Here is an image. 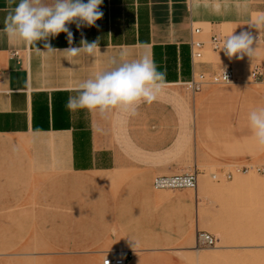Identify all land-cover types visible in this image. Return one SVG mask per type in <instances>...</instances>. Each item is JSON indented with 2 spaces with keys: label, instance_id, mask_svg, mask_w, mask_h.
I'll use <instances>...</instances> for the list:
<instances>
[{
  "label": "crops",
  "instance_id": "obj_1",
  "mask_svg": "<svg viewBox=\"0 0 264 264\" xmlns=\"http://www.w3.org/2000/svg\"><path fill=\"white\" fill-rule=\"evenodd\" d=\"M12 7L0 0V29ZM100 10L104 15L97 26L78 30L75 23L68 25L74 35L72 46L79 47L82 36L88 42L99 41L100 52L81 54L73 64L68 61L73 58L63 52L69 47L66 33L50 38L57 51L45 55H38L35 46L0 33V141L15 142L19 152L0 157V164H12L11 187L25 193L23 189L44 187L51 179L61 193L86 179L103 178L105 183L109 176L119 179L139 171H146L147 177L184 174L191 162L195 169L204 164L220 170L238 163L244 167L264 164V146L256 144L247 119L252 109L264 106V97L251 87L207 89L195 95L192 129L188 112L173 108L168 93L156 99H166L164 105L142 103L134 117L118 110L102 117L87 109L66 107L69 96L78 95V84L109 68L110 59L119 58L121 51L127 52L128 60L152 58L158 71L167 74L165 87L189 82L194 73L211 75L228 67L235 71L237 81L245 80L251 67L246 56L229 59L223 52H213L209 40L214 34H224L223 30L250 31L253 36L257 30L263 41L256 58L263 63L264 23L259 29L250 25L256 16L264 15V0H103ZM196 27L203 31L198 39L205 43L212 61L193 65L190 42ZM38 47L43 50V42ZM212 97L220 105L203 106ZM238 153L246 157L238 159ZM121 188L118 194H125ZM152 196V212L164 211V218L155 214L152 221L142 222V226H152V231L132 237H121L120 231L115 238L92 242L88 255L95 263L102 256L132 252L129 264H175L176 253L190 252L185 246L174 248L172 205L157 202L161 194Z\"/></svg>",
  "mask_w": 264,
  "mask_h": 264
},
{
  "label": "rangeland",
  "instance_id": "obj_2",
  "mask_svg": "<svg viewBox=\"0 0 264 264\" xmlns=\"http://www.w3.org/2000/svg\"><path fill=\"white\" fill-rule=\"evenodd\" d=\"M262 16L254 18L257 27L262 24ZM208 31L206 28L205 32ZM222 32L232 33L230 29ZM254 38L256 41L261 39L259 31L256 30ZM255 45L254 42L253 47ZM203 54V61H212L209 52L204 50ZM262 59L263 63H259L256 54L253 58L246 56L251 67L247 68L245 80L229 86H207L204 90L251 87L263 98L264 84L254 82L250 77L255 65L264 64V57ZM162 91L165 92L159 96L168 93L167 101L173 108L188 112L192 129L195 96L183 84L168 86ZM213 97L203 106L220 105ZM165 101L155 100L157 105H164ZM0 145V157L19 153L15 142L0 141ZM252 148L250 145L249 149ZM193 151L191 135L190 157ZM245 157V154H237L238 159ZM145 165L140 164V167ZM0 166V264H98L88 255L92 242L115 238L120 236V231L121 237L123 234L132 237L143 230L152 231V226H142V222L152 221L155 214L164 218V211L152 212V195L156 193L163 196L157 202L172 205V234L174 241L177 240L174 248L185 246L190 251L176 253L175 264H264V174L256 170L264 164L244 167L238 163L220 170L204 164H198L195 169L191 162L188 173L196 171L199 175L196 191H157L153 188L154 178L170 174L147 177L146 171H139L130 177L116 178L118 180L104 179L105 183L103 178L86 179L61 193L54 188L51 179L44 187L30 186L22 193L21 189L11 187L9 168L12 164ZM237 177L243 184L234 183ZM121 187L125 194H118ZM198 231L215 236L217 246L198 248ZM107 256H102L99 264H103Z\"/></svg>",
  "mask_w": 264,
  "mask_h": 264
},
{
  "label": "clouds",
  "instance_id": "obj_3",
  "mask_svg": "<svg viewBox=\"0 0 264 264\" xmlns=\"http://www.w3.org/2000/svg\"><path fill=\"white\" fill-rule=\"evenodd\" d=\"M15 7L6 16L0 33L10 40H17L26 46H35L38 55L57 51L52 48L50 38L66 33L69 47L63 52L73 64L81 54L94 56L100 52L99 41L88 42L85 38L79 47H74V35L68 25L75 23L77 29L97 26L104 13L100 10L103 0H7ZM219 11V8L216 9ZM264 23V16L260 18ZM257 27L256 24L250 25ZM259 41L250 31L229 34L219 50L229 59L253 58ZM43 42V50L38 44ZM254 42L256 47H253ZM127 52L121 51L119 58L110 59V67L95 72L90 78L78 84V95L69 96L66 107L69 110L87 109L104 117L114 110L129 117L138 114L142 103L157 99L166 86V72L158 71L154 60L148 55L139 59H126ZM227 79V78H226ZM248 124L260 146H264V106H258L248 113Z\"/></svg>",
  "mask_w": 264,
  "mask_h": 264
},
{
  "label": "built area",
  "instance_id": "obj_4",
  "mask_svg": "<svg viewBox=\"0 0 264 264\" xmlns=\"http://www.w3.org/2000/svg\"><path fill=\"white\" fill-rule=\"evenodd\" d=\"M203 33L201 28H193V38L190 42L192 52L193 65L198 64L204 58L205 43L198 39ZM228 34H214L209 40V47L213 52H223L220 49L223 40ZM14 57H19L18 52L13 53ZM250 77L254 82L264 84V65H255L250 72ZM227 78V79H226ZM237 82V77L233 68H225L215 74L194 73L191 81L183 85L194 96L204 91L207 86H229ZM256 170L264 174V166L257 167ZM231 178V175H229ZM199 175L195 171L193 173H184L177 175H163L157 176L153 180V188L157 191H179V190H198ZM217 239L208 232L198 231L196 236V246L198 248H215L217 246ZM133 259L132 252H118L109 254L103 261V264H129Z\"/></svg>",
  "mask_w": 264,
  "mask_h": 264
},
{
  "label": "bare ground",
  "instance_id": "obj_5",
  "mask_svg": "<svg viewBox=\"0 0 264 264\" xmlns=\"http://www.w3.org/2000/svg\"><path fill=\"white\" fill-rule=\"evenodd\" d=\"M255 22H256V23H259V20L256 19ZM262 41H263V40L260 39V42H262ZM117 173H118V172H117ZM112 175H113V174H112ZM112 175H111V176H112ZM109 177H110V176H109ZM109 177H108V178H109ZM137 177H138V176H137ZM239 177H240V176H239ZM245 177H246V176H245ZM115 179H116V177H115ZM244 179H245V178H244ZM246 179H248V178H246ZM113 180H114V178H113ZM116 180H118V179H116ZM111 181H112V180H111ZM111 181H110V182H111ZM247 181H248V180H247ZM250 182H251V180H250ZM200 183H201V182H200ZM234 183L237 184V185H241V184H243V182L241 181V179H239L238 177L235 179ZM245 183H246V182H245ZM247 183H248V182H247ZM247 183H246V184H247ZM249 184H250V183H249ZM202 185H203V184H202ZM250 185H251V184H250ZM263 185H264V184H263ZM208 187H209V186H208ZM250 187H251V186H250ZM257 187H258V186H257ZM198 188H199V187H198ZM200 188H201V187H200ZM260 188H261V187H260ZM199 190H200V189H199ZM221 190H222V189H221ZM227 190H228V189H227ZM262 190H263V189H262ZM181 249H182V248H181ZM133 250H134V249H133ZM177 250H178V249H177ZM186 255H187V254H186ZM206 255H207V254H206ZM194 256H196V255H194ZM182 257H183V256H182ZM192 257H193V256H192ZM209 257H210V256H209ZM211 257H212V255H211ZM216 257H217V256H216ZM218 257H219V256H218ZM189 258H190V257H189ZM193 258H194V257H193ZM219 259H220V258H219ZM189 260H190V259H189ZM215 260H217V259H215Z\"/></svg>",
  "mask_w": 264,
  "mask_h": 264
}]
</instances>
